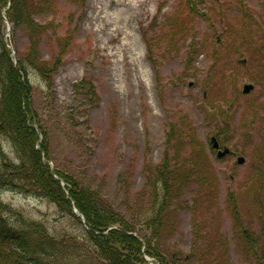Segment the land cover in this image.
<instances>
[{"label": "rangeland", "instance_id": "374dc122", "mask_svg": "<svg viewBox=\"0 0 264 264\" xmlns=\"http://www.w3.org/2000/svg\"><path fill=\"white\" fill-rule=\"evenodd\" d=\"M73 1L51 0L49 18H35L53 23L35 45L42 59L62 55L50 91L30 76L56 165L100 190L138 230L145 213L161 208L154 246L170 261L259 264L242 235L254 232L264 247V0ZM69 14L66 45L56 38L71 32L61 19ZM8 41L18 55L32 46L13 25ZM245 83L255 85L249 94ZM92 85L96 98L88 95ZM219 110L230 113L223 139L232 154L224 159L209 143L226 126ZM177 128L183 148L171 136ZM2 149H10L4 140ZM157 166L173 177L166 203L156 198L157 177H147ZM0 197L52 232L75 229L47 200Z\"/></svg>", "mask_w": 264, "mask_h": 264}, {"label": "trees", "instance_id": "16d2710c", "mask_svg": "<svg viewBox=\"0 0 264 264\" xmlns=\"http://www.w3.org/2000/svg\"><path fill=\"white\" fill-rule=\"evenodd\" d=\"M50 1L0 0V11L8 7L9 20L32 42L27 51L19 53L17 65H14L5 43V23L0 12V193L10 191L47 200L57 207L61 219L71 221L75 229L70 234L52 232L44 221L29 216L0 197V264H150L145 255L155 258L159 264L186 261L188 256L174 257L175 262L170 261L169 256L154 246V240L157 242L161 236V208L145 213L144 228L138 230L100 190L74 172L56 165L58 159L51 146L48 128L36 108L30 81L34 72L50 91L62 63L61 53L57 56L54 52L51 59L45 60L35 47L43 38L44 30L53 25L50 21L40 23L35 20L41 15L47 18V12L52 9ZM68 34L64 40L59 36L56 40L67 41L68 45L72 41V31ZM146 42L151 49L148 38ZM84 84L83 80L77 87L82 90ZM91 94L98 97L94 86ZM219 113L225 123L230 122L228 111L219 110ZM208 117L215 119L214 113ZM247 121L243 116L242 122L246 124ZM229 128L227 124L218 131L227 135ZM180 133L183 134V130L177 128L172 130L171 136ZM175 139L178 148L187 143L179 136ZM3 140L8 143L9 152L2 149ZM50 162L54 164L53 168ZM147 175L148 178L157 177L156 198L162 196L166 203L171 198L169 186L173 177L170 172L160 173V168L156 167ZM74 207L84 216V223L74 212ZM149 230L153 235L149 236L146 232ZM242 238L247 253L262 264L264 247L257 245L258 237L252 232L244 233Z\"/></svg>", "mask_w": 264, "mask_h": 264}, {"label": "water", "instance_id": "95a60500", "mask_svg": "<svg viewBox=\"0 0 264 264\" xmlns=\"http://www.w3.org/2000/svg\"><path fill=\"white\" fill-rule=\"evenodd\" d=\"M253 88H254L253 85H251V84H247V85L244 86V92H245V93H248V92H250ZM212 140L214 141V147H215V148H218V143L215 141L214 138H213ZM228 153H229V149L225 148L224 151H219V153H218V157H219V158L224 157V156H225L226 154H228ZM238 161H239V163H243V162H244V158H243V157H240Z\"/></svg>", "mask_w": 264, "mask_h": 264}]
</instances>
